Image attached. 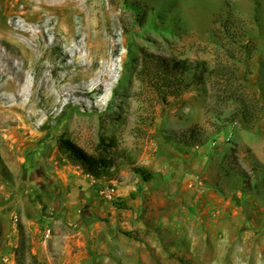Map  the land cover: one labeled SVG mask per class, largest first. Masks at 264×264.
Masks as SVG:
<instances>
[{
    "label": "rangeland",
    "instance_id": "374dc122",
    "mask_svg": "<svg viewBox=\"0 0 264 264\" xmlns=\"http://www.w3.org/2000/svg\"><path fill=\"white\" fill-rule=\"evenodd\" d=\"M144 51L234 79L215 76L164 104L138 75ZM239 95L260 101L250 128L234 121ZM192 127L214 150L187 164L193 177L168 188L177 198L166 205L113 201L88 229L6 198L0 264H264V0H0V180L13 195L37 147L72 165L58 159L61 137L90 152L101 137L148 151L162 131Z\"/></svg>",
    "mask_w": 264,
    "mask_h": 264
},
{
    "label": "crops",
    "instance_id": "0c3cea01",
    "mask_svg": "<svg viewBox=\"0 0 264 264\" xmlns=\"http://www.w3.org/2000/svg\"><path fill=\"white\" fill-rule=\"evenodd\" d=\"M164 132L167 131L161 132L159 146L149 147V152L147 149L137 151L133 147L125 149L129 155L134 156L138 165L144 166L153 173L150 182H143L128 167L122 168L114 177L96 178L85 175L76 166H58L54 158L48 159L53 147H37L35 151L29 153L34 157L38 156L34 163H25V160H22L23 174L29 176L28 174L31 173L36 181L22 180V189L18 190L17 195H13L8 183L4 185L0 180L2 188L0 204L6 198L10 199L7 207L10 204L14 207L22 204L28 210L34 211L32 214L37 218L41 217L42 213H60L68 222L78 220V226L83 228L87 225L88 229L93 227L92 219L105 216L106 211L113 212L112 204L101 195V186L105 183L114 184L117 187V199L132 208H140L146 196H151L148 204L153 205L150 206L157 208L161 204L166 205L170 200L177 198L176 191L168 192V188L178 189L181 184L186 188L188 180L193 177L194 171L187 169V164L190 166L198 162L204 164L208 161V153L206 154L205 150H214V146L187 147L181 144L174 146L166 141ZM167 134L172 135L169 132ZM85 150L90 152L87 148ZM29 154L27 157H30ZM10 170L16 174L11 167ZM26 215L31 217L29 213ZM6 234L8 233L4 231V236ZM9 237L10 235L7 236Z\"/></svg>",
    "mask_w": 264,
    "mask_h": 264
},
{
    "label": "trees",
    "instance_id": "16d2710c",
    "mask_svg": "<svg viewBox=\"0 0 264 264\" xmlns=\"http://www.w3.org/2000/svg\"><path fill=\"white\" fill-rule=\"evenodd\" d=\"M144 19L145 17H143ZM234 27L235 20L224 21L223 30L227 34ZM138 75L164 104H168L170 98L180 99L190 88L202 86L215 76L221 75L229 80L234 79V72L228 68L210 69L206 61L181 60L175 56H161L148 51L143 52ZM230 98L238 103L234 121L250 128L260 113L259 99L240 95ZM164 137L169 144L174 146L181 144L187 147H204L209 142L208 137L196 127L172 135L164 132ZM55 143L59 152L58 159L79 167L85 175L96 178L114 177L122 168L128 167L143 182H150L153 179V173L144 166L138 165L134 156L117 147L113 140L106 141L101 137L91 152L65 137L56 139ZM4 172L10 177L7 169ZM114 207L117 209L127 208L120 199L114 201ZM22 246L24 245L22 244ZM31 257L36 262V256L31 254Z\"/></svg>",
    "mask_w": 264,
    "mask_h": 264
},
{
    "label": "built area",
    "instance_id": "2783aa9c",
    "mask_svg": "<svg viewBox=\"0 0 264 264\" xmlns=\"http://www.w3.org/2000/svg\"><path fill=\"white\" fill-rule=\"evenodd\" d=\"M101 195L106 201L113 202L117 199V187L114 184H102ZM45 236L46 238H49L51 236V229H47L45 231Z\"/></svg>",
    "mask_w": 264,
    "mask_h": 264
},
{
    "label": "flooded vegetation",
    "instance_id": "af4514ba",
    "mask_svg": "<svg viewBox=\"0 0 264 264\" xmlns=\"http://www.w3.org/2000/svg\"><path fill=\"white\" fill-rule=\"evenodd\" d=\"M28 175L29 176L27 177L30 179V181H34V182L36 181V179H34L35 177H33L31 173H29ZM3 236H4V225H3V221L0 219V240L3 238Z\"/></svg>",
    "mask_w": 264,
    "mask_h": 264
}]
</instances>
